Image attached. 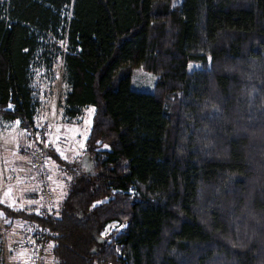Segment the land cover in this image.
<instances>
[{
	"label": "trees",
	"instance_id": "trees-1",
	"mask_svg": "<svg viewBox=\"0 0 264 264\" xmlns=\"http://www.w3.org/2000/svg\"><path fill=\"white\" fill-rule=\"evenodd\" d=\"M172 1L0 0V123L43 134L59 60L94 109L58 206L0 200L49 264H264V0Z\"/></svg>",
	"mask_w": 264,
	"mask_h": 264
},
{
	"label": "rangeland",
	"instance_id": "rangeland-1",
	"mask_svg": "<svg viewBox=\"0 0 264 264\" xmlns=\"http://www.w3.org/2000/svg\"><path fill=\"white\" fill-rule=\"evenodd\" d=\"M182 1L173 0L172 3L178 5ZM199 67L201 63H189L190 69ZM53 77L52 81L46 80L43 83L45 95L37 116V124L44 130L43 134L42 131L27 133L16 123H0V200L12 207H29L34 204L39 207L40 204L49 203L58 206L62 202L66 181L54 154L69 160L81 155L91 126L94 109L90 106L83 107L71 121L64 118V96L69 85L61 60L54 68ZM155 80L156 75L137 68L131 87L152 91ZM87 159L84 158L85 161ZM48 189L52 191L51 198L46 194ZM115 225L117 222L109 224L107 230ZM26 232L32 231L27 230L21 221L12 220L0 213V235L6 241V264H33L34 256L30 250L18 245L15 247L20 234ZM44 257L46 264H49L48 246Z\"/></svg>",
	"mask_w": 264,
	"mask_h": 264
},
{
	"label": "bare ground",
	"instance_id": "bare-ground-1",
	"mask_svg": "<svg viewBox=\"0 0 264 264\" xmlns=\"http://www.w3.org/2000/svg\"><path fill=\"white\" fill-rule=\"evenodd\" d=\"M20 237L21 238H23V237H28V238L34 237V239L31 242H29L30 247L28 248V250H30L32 252V255L34 256L33 264H36V259H39V260L43 261V264H46L44 255H45L48 243L46 241L40 240L38 235L34 232L21 233ZM33 249H38L40 251V254L38 256H36L34 254Z\"/></svg>",
	"mask_w": 264,
	"mask_h": 264
},
{
	"label": "built area",
	"instance_id": "built-area-1",
	"mask_svg": "<svg viewBox=\"0 0 264 264\" xmlns=\"http://www.w3.org/2000/svg\"><path fill=\"white\" fill-rule=\"evenodd\" d=\"M36 162H38V161H36ZM36 164L38 165V163H36ZM44 193H46L45 190H44ZM46 194L49 196V198L52 197V191L50 189H48ZM33 239H34V237H30V238H28V237H23V238L19 237V239H18L19 242L16 243L15 247H17V245H18V246H22V247H25V248L28 249L30 247L29 246V242H31ZM33 251H34V254L36 256H38L40 254V251L38 249H33ZM36 264H43V261H41L39 259H36Z\"/></svg>",
	"mask_w": 264,
	"mask_h": 264
},
{
	"label": "crops",
	"instance_id": "crops-1",
	"mask_svg": "<svg viewBox=\"0 0 264 264\" xmlns=\"http://www.w3.org/2000/svg\"><path fill=\"white\" fill-rule=\"evenodd\" d=\"M88 162V161H87Z\"/></svg>",
	"mask_w": 264,
	"mask_h": 264
}]
</instances>
